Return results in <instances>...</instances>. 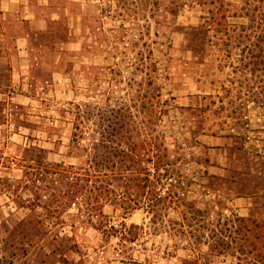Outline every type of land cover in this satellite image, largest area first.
<instances>
[{
    "label": "rangeland",
    "instance_id": "obj_1",
    "mask_svg": "<svg viewBox=\"0 0 264 264\" xmlns=\"http://www.w3.org/2000/svg\"><path fill=\"white\" fill-rule=\"evenodd\" d=\"M23 1L27 11L0 9V264H183L196 255L232 264L233 257L208 255L209 230L220 214L264 215L256 172L244 174L247 165L262 161L264 147L253 133L241 151L228 112L220 110L222 101L227 109L231 69L211 55L203 61L185 44L187 29L201 22L200 10L173 17L162 8L152 16L154 0ZM133 1L145 14L135 16ZM148 57L157 63L162 100L168 101L167 142L186 150L181 168L215 177L202 181L206 194L196 190L187 199L212 214L192 227L174 211L162 227L142 211L125 216L110 206L103 224L96 217L90 223L76 208L58 214L45 190L55 187L51 178L35 172L43 161L76 164L64 157L68 130H50L59 126L58 110L86 101L88 69L107 75L119 68L126 77L128 69L149 67ZM248 116L256 129V113Z\"/></svg>",
    "mask_w": 264,
    "mask_h": 264
},
{
    "label": "trees",
    "instance_id": "obj_2",
    "mask_svg": "<svg viewBox=\"0 0 264 264\" xmlns=\"http://www.w3.org/2000/svg\"><path fill=\"white\" fill-rule=\"evenodd\" d=\"M133 3L136 17L145 14L144 9L138 11L137 2ZM152 6V16L162 8L173 17L186 8L200 10L201 22L187 29L185 44L203 61L211 55L220 66L231 69L230 87L224 88L227 109L222 101L220 110L228 112L241 151L253 133L264 147V0H154ZM142 59L145 60L143 56ZM148 59L149 67L128 69L126 77L119 68L109 69L107 75L101 74L99 68L88 69L86 101L70 102L58 110L55 122L59 126L50 130L58 132L60 126L68 130L64 157L76 164H47L40 157L44 165L37 164L35 171L37 177L51 178L55 187L45 190L53 197L52 205L58 214L76 208L90 223L96 217L103 224V210L110 206L125 216L142 211L151 217L155 227L161 226L172 211L182 221L190 222L188 227L212 214L211 208H198L187 199L196 190L206 194L202 181L215 177L201 170L199 174L203 176H193L181 168L187 161L186 150L178 143L171 149L167 142L162 124L168 101L162 100L157 63ZM252 111L259 120L256 129L248 116ZM45 152L39 149L40 154ZM188 157L192 162V154ZM260 158L258 164L247 165L244 174L256 172L259 189L255 194L262 200L263 211L264 156ZM210 229L208 255L233 257L232 264H264V215L241 218L220 214ZM213 263L199 255L183 261Z\"/></svg>",
    "mask_w": 264,
    "mask_h": 264
},
{
    "label": "crops",
    "instance_id": "obj_3",
    "mask_svg": "<svg viewBox=\"0 0 264 264\" xmlns=\"http://www.w3.org/2000/svg\"><path fill=\"white\" fill-rule=\"evenodd\" d=\"M23 9L25 11L28 10V6L26 5V2H24L23 0H6L2 2V6H1V11H3V13H15V9L19 10V9ZM33 18H29V19H25V20H30ZM42 22V21H41Z\"/></svg>",
    "mask_w": 264,
    "mask_h": 264
}]
</instances>
